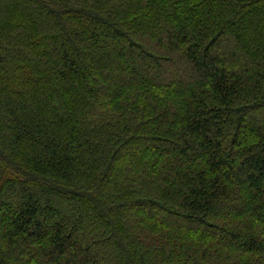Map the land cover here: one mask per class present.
Wrapping results in <instances>:
<instances>
[{
    "label": "trees",
    "instance_id": "trees-1",
    "mask_svg": "<svg viewBox=\"0 0 264 264\" xmlns=\"http://www.w3.org/2000/svg\"><path fill=\"white\" fill-rule=\"evenodd\" d=\"M0 264H264V0H0Z\"/></svg>",
    "mask_w": 264,
    "mask_h": 264
}]
</instances>
